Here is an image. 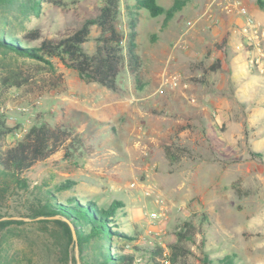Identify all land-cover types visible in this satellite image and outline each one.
<instances>
[{
  "label": "rangeland",
  "instance_id": "obj_1",
  "mask_svg": "<svg viewBox=\"0 0 264 264\" xmlns=\"http://www.w3.org/2000/svg\"><path fill=\"white\" fill-rule=\"evenodd\" d=\"M64 2L83 14L102 0ZM157 2L169 8L174 0ZM130 18L123 10V23ZM133 18L140 84L125 67L118 92L87 84L58 59L57 77L40 62L0 54V114L19 127L7 144L34 125L68 134L26 173L30 189L46 183L54 191L69 181L72 189L55 191L63 203L72 196L121 202L120 228L137 236L126 245L139 248L135 264L149 262L157 247L165 250L159 263L172 264L170 245L187 222L194 236L180 241L177 264H203L205 255L264 264V11L257 0H189L167 25L146 10ZM72 22V12L43 5L24 27L53 34ZM18 74L29 79L21 89L4 83ZM26 205L19 189L0 196L7 217ZM3 235L35 264L46 258L51 236L44 225Z\"/></svg>",
  "mask_w": 264,
  "mask_h": 264
},
{
  "label": "trees",
  "instance_id": "obj_2",
  "mask_svg": "<svg viewBox=\"0 0 264 264\" xmlns=\"http://www.w3.org/2000/svg\"><path fill=\"white\" fill-rule=\"evenodd\" d=\"M188 1L174 0L172 6L166 8L157 0H134L131 5L122 4V0H102L101 4L80 14L77 9H69L64 0H0V54L5 58L11 56L40 62L57 77L53 59H58L77 72L87 84L118 92V77L123 68L128 69L137 84L141 79L137 19L133 15L146 10L153 18L165 16L164 25H167ZM257 3L264 11V0H257ZM43 5L63 13L72 12L73 22L53 34H45L39 27L25 28V21L38 15ZM123 10L131 17L128 24L123 23ZM17 24L21 26L20 33ZM94 32V49L90 51L86 45ZM28 82V78L18 74L7 78L4 83L21 89ZM18 129L10 126L7 117L0 114V196L19 189L24 191L28 204L25 213L18 212L8 217L0 214V264H35L27 253L8 246L7 236H2L5 230L29 224L44 225L51 236V241L44 247L46 258L36 264H135V253L139 248L133 246L132 251H127L126 245L135 243L137 236L120 228L121 202L100 205L96 200L72 196L63 203L56 192L72 189L75 182L69 181L59 184L54 191L46 183L30 189L26 173L38 162L55 154L66 143L67 132L44 124L34 125L22 139L12 145L7 144V137ZM253 156L261 154L254 152ZM53 217L59 219H49ZM194 229L191 223H185L177 234L179 242L170 245L172 264L178 262L175 251L185 249L180 241L193 239ZM164 251L160 247L152 249L150 261L146 264H160ZM217 261L220 264L238 263L236 255L218 260L205 255L202 260L203 264H215Z\"/></svg>",
  "mask_w": 264,
  "mask_h": 264
},
{
  "label": "water",
  "instance_id": "obj_3",
  "mask_svg": "<svg viewBox=\"0 0 264 264\" xmlns=\"http://www.w3.org/2000/svg\"><path fill=\"white\" fill-rule=\"evenodd\" d=\"M5 219H8V218H5ZM12 219H23V220H26V221H29V219H26V218H19V217H13ZM49 219H52V220H55V219H59V217H53V218H49ZM65 222L67 221L66 219H63ZM68 222V221H67ZM71 226V225H70ZM71 229H73V227L71 226ZM73 238L74 240H76V236H75V233H73Z\"/></svg>",
  "mask_w": 264,
  "mask_h": 264
},
{
  "label": "built area",
  "instance_id": "obj_4",
  "mask_svg": "<svg viewBox=\"0 0 264 264\" xmlns=\"http://www.w3.org/2000/svg\"><path fill=\"white\" fill-rule=\"evenodd\" d=\"M248 27L250 28V30H252V28L254 27V25H252V23L249 22ZM152 217L153 218H156L157 216H156V214H152Z\"/></svg>",
  "mask_w": 264,
  "mask_h": 264
},
{
  "label": "crops",
  "instance_id": "obj_5",
  "mask_svg": "<svg viewBox=\"0 0 264 264\" xmlns=\"http://www.w3.org/2000/svg\"><path fill=\"white\" fill-rule=\"evenodd\" d=\"M140 13H141V11H140ZM202 91H204V88H203ZM200 98H204V99L209 100V101L211 102V100H210V98L208 97V95H204L203 97H200ZM209 101H208V102H209Z\"/></svg>",
  "mask_w": 264,
  "mask_h": 264
}]
</instances>
